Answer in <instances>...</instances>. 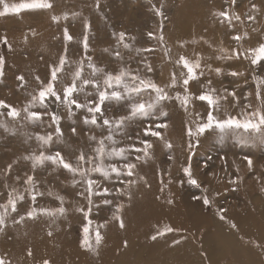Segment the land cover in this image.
Instances as JSON below:
<instances>
[{
	"label": "bare ground",
	"instance_id": "6f19581e",
	"mask_svg": "<svg viewBox=\"0 0 264 264\" xmlns=\"http://www.w3.org/2000/svg\"><path fill=\"white\" fill-rule=\"evenodd\" d=\"M239 1L241 0H237L234 8H230L231 2L226 8L224 0L150 1L149 9L167 10L172 14L170 26L165 31L161 30V25L158 23L152 31L160 45V52L166 57L164 63L168 74L174 58L177 59L183 54L194 59V53H199L204 57L202 66L207 64L205 57L211 56L216 61L212 68L223 70L217 75L214 71L209 72L205 69V74L201 76L205 87H208L207 82L211 80L210 87L215 88L218 95L225 96L223 83L227 80L234 82L237 77L229 73L238 72L245 73L243 76L246 75L253 65L243 55L239 59H217L220 55H231L233 49L237 53H243L245 49L254 48L252 46L264 42V31L262 33L259 31L260 25L264 27V0H254L257 5L255 10L250 7L251 4H243V1L239 5ZM23 2L28 0H3V3L8 4L9 7ZM84 2L88 3V0H77L72 5L64 0L60 1L56 4L58 9L50 11L51 15L45 18L41 17V10L9 13L12 21L8 24L6 35L10 40L8 50L11 56L4 57L3 71L6 67H10L13 71L17 70L20 71L19 74L26 75L49 69L55 61L54 51L47 48L48 40L55 35V31L49 26H60L62 29L60 34L63 36L64 30L67 29L69 32L70 23L75 19L78 25L74 29L81 31L88 21L89 13L88 5H81ZM102 3L105 4V1L101 0L99 7L95 5L93 11L97 9L98 12ZM238 6H241L240 11L236 10ZM221 10L235 11L240 15L242 22L235 20L232 22L233 32L247 33L246 44L243 41L234 44L235 40L231 38L229 25L223 26L220 19L213 15ZM0 11H3V4H0ZM53 16L60 17L59 23L52 19ZM248 16L255 18L251 20L252 29H247L245 26V18ZM34 18L39 19V22L35 25V30L26 36L28 34L26 29L32 26ZM61 20L64 22L61 23ZM2 22L0 16V27ZM18 28H21L19 34ZM182 43L183 47H181ZM221 47L227 49V53H221ZM0 56H2L1 52ZM262 63L264 66V62ZM180 69L178 67V70ZM175 74L179 81V71H175ZM6 77L8 75H3L2 79ZM192 82L190 81L189 85ZM221 105V116L225 111L235 114L226 100L221 101ZM143 168L141 171L138 169L137 174L131 178L134 183L128 189L130 199L129 195H120L117 192L116 197L120 201L105 206L94 197L95 202L91 206L92 211L88 219L93 221L90 226V238L95 251L81 246L83 227L88 224V219L76 209L83 207L87 210L88 204L75 192L68 197L63 196L67 214L59 217L55 222L41 216L39 219L26 218L20 223H14V220L19 219V214L24 213L25 210L22 209L18 210L19 214L15 213L7 218V226L0 232V257L10 264H43L44 260H48L50 264H264V220L261 224L258 223L257 215L254 214L256 211L264 213V186L249 189L261 175L258 174L257 177L250 175L249 169L240 173L239 182L243 183L249 179L246 188L243 187L242 190L249 198L243 209L248 211V218L242 219L239 224L236 222V228L227 229L216 222L207 221L202 216L180 211L175 200L178 191L173 187L175 184L173 182L176 181L168 180V177L161 179L159 175L148 176ZM250 178L253 181H250ZM124 187L126 185H122V188ZM57 195L60 194L55 193L54 197ZM37 204L40 207L50 208L60 206L57 199L56 201L49 199ZM117 204H123V209L119 213L123 219V228L120 227L119 221L112 218ZM105 222L106 226L99 229L103 240L97 248L94 229ZM209 224L215 230L211 229ZM76 225L80 233L74 231ZM168 227L173 231L158 235ZM153 236H156V239H152ZM29 250L31 256L28 255Z\"/></svg>",
	"mask_w": 264,
	"mask_h": 264
},
{
	"label": "rangeland",
	"instance_id": "374dc122",
	"mask_svg": "<svg viewBox=\"0 0 264 264\" xmlns=\"http://www.w3.org/2000/svg\"><path fill=\"white\" fill-rule=\"evenodd\" d=\"M60 1L63 0H49V2L53 4L52 9H34L29 11L35 12L41 10V17L45 18L51 15L50 11H56L58 9L56 4ZM100 1L101 0H88V3L84 2L81 4L82 6L88 5L89 13L87 24L90 27L85 29L84 25L81 31H77L74 28L75 26L77 27L78 23L73 19V22L70 23V30L68 32L73 38L71 41H66L64 34L63 36L60 34L62 30L60 26H49L55 31V35L50 37L47 45V48L54 51L55 54V61L51 66L57 64L59 58L64 55H66L70 61H79L82 57L87 55L92 58V62L95 63L97 67H102L105 71L116 72L121 67H130L132 69L139 68L141 70V75L146 74L148 77L155 80L157 84L162 86L170 83L172 74L175 73V71H179V74L181 71H186L175 64L178 58H174L170 69L171 75L168 74L164 63L166 57L160 52V45H158L155 35L152 32L156 23L161 25L162 31H165L170 26V17L172 15L170 11L159 10L162 15H157L158 9L148 8L151 0H104L105 4L102 3L99 11L97 12V9L93 11V7ZM224 1L226 2L225 6L227 8L231 0ZM241 1H243V4H251V8L252 4L256 3L254 0ZM241 1H239V5H241ZM64 2L72 5L77 2V0H64ZM236 10L240 11L241 6H238ZM2 21V26L0 27V52L3 57L11 56L8 50L10 40L6 33L8 24L12 21V18L7 14L2 16ZM245 21L246 28L252 29L253 22H251L248 17L245 18ZM38 22L39 19L34 18L32 20V26L26 29L28 31L26 36H29V33L35 30V25ZM62 22L64 21L61 20V23ZM257 22L258 21H256V23ZM221 24L226 27L229 25L227 22ZM228 28L232 33L231 38L240 34L233 32V25ZM18 29L19 34L21 28ZM259 31L261 33L264 31L262 25H260ZM121 32L126 34L125 43L131 45L129 49H125L123 44L118 43V34ZM149 33H153V36L150 37L148 35ZM129 34L132 35L130 36ZM85 35L88 37L89 44L87 53H85L83 48ZM5 37L7 38V44L3 43V38ZM242 41L245 44L247 43L246 38ZM234 44L237 45L238 42L235 41ZM138 49L141 51L137 52ZM144 49H150L151 51H144ZM116 51L120 52L121 59L116 58ZM205 61L211 66L216 63L211 56H206ZM85 63H87V61H85ZM146 64L151 65L153 69L152 72L146 73ZM262 64L260 66H252L245 76H243L245 73H242L235 78L234 82L227 80L223 83L222 89L225 92V96H227L228 92L235 91L236 97L239 100V104L234 106L237 104V101L234 100L233 97L227 96L226 102L232 107L233 114L235 113L234 115L239 114L243 105L248 103L249 100L254 105L257 103L255 99L256 79H254V77L264 79V66ZM178 67L181 69L178 70ZM50 71L51 67L42 72H30L26 75H22L19 74L20 71H13L12 68L6 67L3 71V75H8V77L5 79L0 77V100L18 108L22 107L30 99L29 93L34 92V90H37L40 86L36 77L38 76L41 81L47 82L50 78ZM90 71V69L85 67L86 77L89 75ZM19 76H23L24 80L19 81L17 79ZM64 79L67 81V77H64ZM202 79L203 77L198 81H193L191 85H188L189 92L193 94V97L200 95L206 90ZM167 90L169 94L173 96L176 92L183 94V88L179 83L174 89ZM88 91H91V89L89 88ZM248 93H251V96L245 99ZM79 99L83 102L84 96L81 95ZM145 99H147V97H145ZM106 108V114L109 116L126 114V109L115 103L106 105ZM35 110L43 111L39 108ZM51 110L57 111L62 117L60 126L63 135L59 139H57L55 135L53 136V143L46 149L48 154L60 151L66 159L74 161L81 150L85 153H90L96 146L95 142L90 140L91 136L94 135L99 138L102 135H107L106 129L102 130L91 125H85L83 123V116L85 113L82 110H77L76 114L71 117L68 116L65 109L59 106L54 105ZM163 110L168 113L167 117L161 116L158 120L154 121V123L167 124V127L160 129V131L163 133L165 140L171 143L172 147L171 149L167 148L164 141L156 137H148L147 139H149L153 145V147L149 149L150 158H145L146 161H135L134 155L130 157V159L137 164L136 171L138 169L141 171V168L144 167V172L148 176L159 175L161 179L163 177H168V180L176 181L173 182L175 183L173 187L178 191L175 200L176 206L180 211L202 216L207 221L211 223L216 222L221 226H225L224 228L227 229L236 228V222L239 224L242 219L248 218V211L243 209L246 207L249 198L242 190L243 187L246 188V182L249 181V179L243 183L242 181L239 182V175L242 170L245 171L249 169L250 175L253 174L255 177H257L258 174L261 175L256 182L252 183L249 189H254L255 186H264V145L240 143L238 137L234 136H225L221 139L218 133L201 136L199 137V143L196 144V138L187 135V128L194 126L193 122L198 119L196 113H200L201 117H203L206 115L208 109L205 102L194 98L189 104L187 112L176 100L165 101ZM0 111L6 112V110L3 109H0ZM182 115H184V118H182ZM0 120L8 121L10 124L9 131L0 129V203H4L6 202L8 192V189L4 187L5 180L9 186L17 187L23 192V188L25 187L23 185L24 174H33L31 163L23 160V156L28 155L30 152L39 154L40 149L38 148V143L34 135L32 139H29L28 135L34 133H54L55 126L51 128L47 127L49 122L47 117L45 118L43 127L38 124H31L20 128L16 122H12L6 115L0 116ZM13 125L18 129L16 134H13L11 130ZM73 127L76 128L75 134L72 132ZM141 127V122L137 121L130 124L123 133L117 134L115 139L120 142L117 146L124 147L131 143L132 141H129L127 136L135 137ZM190 143L193 145L191 148L189 147ZM139 146L140 145L137 144V147ZM245 157L252 160L251 168ZM17 161L18 163H15ZM119 162L123 163V161ZM9 164H13V169L5 176L4 170ZM189 165L191 166L192 177L197 181L199 187L191 184L188 176L183 171V169ZM17 175L22 177L19 183L15 181ZM34 175L38 181L39 191L45 193L43 196L37 197V203L39 204L49 199L51 201H56V197H54L55 193L68 197V195H72L75 192L77 194V192L83 191L82 186L73 187V177L71 173L52 165L50 162H47L43 167H38ZM95 178L100 180L104 186L112 189L111 195L107 197L108 199H111L112 202L120 201V199L116 197V189L122 188V184L119 181L115 179L104 181L98 175ZM250 181L253 180L250 178ZM49 191L52 195L47 194ZM24 194L25 201L19 203L17 207L18 210L22 209L26 211L31 204V200L27 193ZM205 196L210 201L208 205H205L203 202ZM196 197H199V199ZM256 197L259 196L256 195ZM102 199L101 197H95V200L100 203ZM251 212L253 214V211ZM256 212H259V214ZM256 212L254 214L257 215V222L261 224L264 220V213L263 211ZM14 214L15 213H12L9 217H12ZM221 216H223L224 219H220ZM233 224H235L236 227H232ZM209 227L215 230L210 224ZM74 231L80 233L77 225Z\"/></svg>",
	"mask_w": 264,
	"mask_h": 264
},
{
	"label": "snow or ice",
	"instance_id": "6c2138e0",
	"mask_svg": "<svg viewBox=\"0 0 264 264\" xmlns=\"http://www.w3.org/2000/svg\"><path fill=\"white\" fill-rule=\"evenodd\" d=\"M237 0H231L230 8H234ZM0 4H3V11H0V16L7 15L9 13H19L21 10H34V9H52L53 4L49 0H28L19 4H14L9 7L8 4L3 3L0 0ZM96 7H99L97 2ZM252 8L255 10L256 5L252 4ZM157 15L162 13L157 10ZM220 19L221 23L227 21L229 26H232L233 20L241 21V17L235 11L221 10L213 14ZM54 21H59V16H53ZM67 19V14H65ZM249 20L255 19L253 16H248ZM242 22V21H241ZM90 26L85 23V29ZM150 37L153 33L148 34ZM126 34L121 32L118 34V43L123 44L125 49H129L131 45L125 43ZM247 36V33L238 34L232 38L238 43ZM64 37L66 41H71L73 38L69 35L68 30H64ZM160 39L163 37L161 35ZM3 43L7 44V38H3ZM195 43V41H193ZM207 43V41H205ZM184 44H181L183 47ZM83 48L87 53L89 44L88 37L85 35L83 40ZM141 50H137L139 52ZM144 51H151L150 49H144ZM227 49L220 48L221 53H227ZM243 55L245 59L249 60L251 65L260 66L264 62V42L258 44L257 47L245 49L243 53H237L235 49L232 50L231 55H220L217 59H239ZM117 59H121L119 51L115 52ZM195 58L187 57L183 54L179 55L175 61L177 66H180L186 71L180 72L179 81L176 74L173 73L171 81L167 85H160L146 74L141 75L139 68L132 69L130 67H121L118 71H105L102 67H97L92 62L90 56L85 55L79 61H70L66 55L61 56L57 64L51 66L50 78L47 82L41 81L40 77H36L39 82V88L34 92L29 93L30 99L22 107H15L0 100V109L6 110L0 111V116H7L12 122H16L20 128L27 125L38 124L44 126L45 118H48L47 127L51 128L55 126L54 133L48 132L46 134L34 133L29 134L28 138L32 139L33 135L38 143L39 154L36 152H30L28 155L23 156V160L31 163V169L33 174L25 173L23 177V192L17 187H11L5 180L4 187L8 189L6 202L0 203V232L4 230L7 218L12 213H18L17 205L25 201V194L31 200V204L28 209L19 214V219L14 220V223H20L27 219H39L41 216L48 217L55 222L59 217H64L67 214V209L64 207L65 198L57 195L56 199L59 200L60 206L55 208L40 207L37 206V197L43 196L45 193L39 191L38 181L35 178V170L38 167H43L47 162L55 165L59 168L66 170L73 176V187L82 186L83 191L77 192V195L87 201L88 208L85 210L83 207H77L78 212L84 214L85 219H88L89 214L92 211V205L94 203V197H101L103 204H112V200L107 197L111 195L112 189L104 186L100 180L95 177L98 175L104 181L115 179L122 185H126L124 188L116 189L120 195H129L128 189L131 188L134 181L131 179L135 176L137 164L130 159L132 155L135 157V161H140L145 158H150L149 149L153 147L148 137H156L157 139L164 141L165 146L171 149L172 145L169 141H166L163 133L160 129L166 128V123H154L159 117H167L168 113L163 110V104L165 101L176 100L180 106L187 112L188 106L192 102L193 98L206 103L207 113L201 117L200 113H196L197 121H194L193 127L187 128V135L189 137H195L197 144L199 143V137L206 134L218 133L220 138L225 136L238 137L240 143L244 144H261L264 145V79L254 77L256 79V91L255 99L257 103L254 105L250 100L244 104L241 111L237 115H232L231 112L225 111L223 116L221 112V101L227 100V96L233 97L237 101L235 91L228 92L227 96H221L217 94L215 88L210 87L211 80L207 82L208 87L200 95L193 97V94L189 92V82L198 81L201 76L207 71H214L217 75L222 73L221 68L213 69L210 64L202 66L203 56L199 53H194ZM87 61V63H85ZM4 57L0 56V77L3 76ZM74 66V67H73ZM85 67L90 69L89 75L85 76ZM146 73L152 72L153 69L150 64L145 65ZM232 76H239L241 73L231 72ZM67 77V81L64 79ZM19 81H23L24 77H17ZM178 82L183 88V94L176 92L175 95H170L167 89H174ZM91 91H88V89ZM227 91V90H226ZM83 95L84 100L81 102L79 97ZM251 96L248 93L245 99ZM147 97V99H145ZM115 103L121 105L126 109V114L112 115L106 114V105ZM59 106L65 109L68 116L71 117L76 114L77 110H82L85 115L83 116V123L85 125H91L102 130H107V135H102L97 138L91 136L90 140L95 142V147L90 153H85L83 150L79 152L73 160H68L60 151L48 154L46 149L53 143V136L59 139L62 135L61 129V115L57 111L51 110L53 106ZM42 109L43 111H36L35 109ZM141 122L142 127L136 133L135 137L127 136L131 143L124 147H118L120 143L115 139V136L119 133H123L124 130L134 122ZM0 129L5 131L10 130V124L8 121L0 120ZM13 134H16L18 129L15 125L12 126ZM72 132L76 133V128H72ZM137 144L140 146L137 147ZM189 147H193L190 143ZM248 160V165L251 168L252 160L245 157ZM119 161H123L120 163ZM15 163H18L15 162ZM13 169V164L7 165L4 170L5 176ZM184 173L188 176L189 182L199 187L197 181L192 177L191 166L183 169ZM79 177V179H76ZM22 177L17 175L15 181L19 183ZM142 179V177H141ZM48 195H52L49 191ZM199 199V197H196ZM205 205L210 203L209 199L205 196L203 198ZM171 203V201H169ZM123 209V204L116 205V212L113 214V219L119 221L121 228L124 227L123 219L120 216V212ZM221 219H224L221 216ZM93 221L88 219V224L83 227V239L81 246L95 251L90 238V230ZM106 226L100 224L94 229V241L95 246L98 248L103 240L99 229ZM232 227H236L235 224ZM173 229L170 227L165 228L163 232L158 235H163L164 232H171ZM51 235V232H49ZM152 239H156L153 236ZM28 255L32 253L29 250ZM0 264H10L3 257H0ZM43 264H50L48 260H44Z\"/></svg>",
	"mask_w": 264,
	"mask_h": 264
}]
</instances>
